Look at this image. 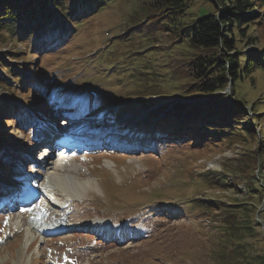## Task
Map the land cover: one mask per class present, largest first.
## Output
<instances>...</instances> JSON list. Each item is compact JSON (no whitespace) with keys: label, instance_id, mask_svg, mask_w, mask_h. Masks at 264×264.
<instances>
[{"label":"rangeland","instance_id":"1","mask_svg":"<svg viewBox=\"0 0 264 264\" xmlns=\"http://www.w3.org/2000/svg\"><path fill=\"white\" fill-rule=\"evenodd\" d=\"M149 3L105 0L101 9L69 24L64 35L39 43L26 35L17 46L0 44L2 64L11 69L8 74L6 69L0 72V140L4 141L0 152L20 149L26 155L23 150L30 147L34 125L43 115L32 107L38 99L46 115L63 105L75 106L79 119L92 128L97 111V125L135 143L127 152L73 161L76 171L70 168L68 174L97 185L82 199L67 196L53 180L56 173L62 174L55 169L59 163L55 155L43 160L38 172L46 178L42 184L53 187L59 197L73 200L72 226L86 230L49 238L23 223L22 213L8 215L0 221V264H47V248L62 249V244L73 247L72 264H215L220 259L218 239L225 232L217 207L244 203L254 206L250 218L258 226L249 233L261 240L254 246L264 257V196L259 200L251 187L254 180L264 187V156H260L264 111L258 115L260 123H252V110L264 108V69H254L252 77L238 82L235 90L229 85L224 93L245 108L253 137L240 129L229 138L222 134L225 127L221 125L192 123L199 112L192 109L184 114L181 105L201 107L210 96H193L186 41L182 42L177 29L167 27L163 12ZM186 5L185 22L215 10L211 0H186ZM254 21L258 40L243 46L253 54L264 46V15L257 12ZM10 48L13 53L8 52ZM24 65L30 70L19 73L17 67ZM20 75L30 82L12 79ZM91 88L95 96L86 92ZM245 117L235 116L232 125L240 123L245 129ZM199 124L208 129H193ZM188 125L191 131L185 129ZM229 129L228 134L235 130ZM141 146L145 149L139 150ZM2 153L4 159H13V165L21 163L16 155ZM2 168L0 164V176ZM98 230L105 232L108 242L95 237L93 231ZM241 233L246 232L236 235ZM118 236L122 242L114 239ZM231 241L239 243L235 238Z\"/></svg>","mask_w":264,"mask_h":264},{"label":"trees","instance_id":"2","mask_svg":"<svg viewBox=\"0 0 264 264\" xmlns=\"http://www.w3.org/2000/svg\"><path fill=\"white\" fill-rule=\"evenodd\" d=\"M211 1L215 8L213 14L189 22L182 20L187 8L186 0H150L149 4L156 11L163 12V17L168 21L167 27L177 29L183 39L182 42L186 41L185 44L190 53L187 66L189 78L192 81L190 87L194 92L193 96H210V100L204 102L201 107L179 104L184 106L182 110L184 114L196 109L199 114L196 115L197 118L191 120L192 123L204 121L207 127L221 125L225 127V131L222 132L220 129L216 131L228 135L229 138L239 134L240 129L245 135L253 137L254 134L251 133L250 128L252 123H260L258 115L264 111V108L256 107L252 110L251 123L249 118H246L248 115L245 108L237 101H230L229 95H224V93H226L229 81H232L230 89L235 90L234 87L238 82L247 76L252 77L254 69H264V46L259 47L258 50H260L254 54L252 51H244L243 48L244 45L250 46L258 40L254 34L253 24L257 12L264 15V0ZM104 2L105 0H0V44L9 42L17 46L18 42L23 43L19 38L22 39L26 35L29 38L33 35V40L37 43L53 36L64 35L69 24L74 25L78 18L88 16L98 7L101 9ZM58 33L60 35L57 36ZM27 49L32 50L31 47ZM37 49L33 51L34 54ZM8 50H10L9 53H13L11 48ZM24 50L28 52L25 48ZM2 63L3 60L0 58V71L6 69L5 73L8 74L11 69L3 66ZM24 68L29 69V66L25 65ZM20 78L22 80L24 76L20 75L12 79L19 80ZM1 109L0 104V111ZM205 116L212 118L206 120ZM235 116H246L244 119L247 120L248 125L245 129H243L244 126L240 127V123L232 125L231 121ZM244 119L241 118V120ZM187 122L190 123V121ZM188 127L190 126H185V129ZM207 127L198 125L194 128L208 129ZM232 127L235 130L228 134V131H232L229 128ZM222 134L215 135V137L218 138ZM260 156H264V152ZM251 187L257 190L255 196L261 200L264 196L263 185L254 180ZM217 209L223 216L221 227L225 232L218 239L220 242L219 262L215 263L214 260L213 262L215 264H264L263 255L254 246L261 240L249 233V231L254 232L250 228L258 226L253 224L250 218L254 206L249 203L231 204L230 207L218 206ZM244 230L245 234L236 235ZM231 238H235L239 243L235 245ZM226 248L231 249L223 257L222 253ZM253 252H256V256H253Z\"/></svg>","mask_w":264,"mask_h":264},{"label":"bare ground","instance_id":"3","mask_svg":"<svg viewBox=\"0 0 264 264\" xmlns=\"http://www.w3.org/2000/svg\"><path fill=\"white\" fill-rule=\"evenodd\" d=\"M135 124H137V123H135ZM140 126H141V123H140ZM2 151L7 153V155L10 156V157H12L14 155H16V156L19 155V152L17 150H12L11 149V151H10V149H5V150H2ZM66 151L67 150H65L64 148L62 150H60V153L63 154V155H61V157L59 159V163L57 164L55 169L56 170L59 169V171H61L62 174L56 173L54 175L55 178L53 180L55 181V183L57 184V186L59 187V189L62 192L68 193L67 196H71L72 195L73 197L82 199V196H86V193L88 191H91L93 189L95 190L94 186H97V185H95L96 182H90V181L80 182L74 176L68 174V171H69L70 168L73 171H76V168L74 167V162L73 161L66 159V157H67ZM44 152H47V149ZM2 163H3V161L0 159V164H2ZM47 165H48V163L45 164L44 166H47ZM50 227L51 226L46 225V224L40 226V228H42V229L43 228H50Z\"/></svg>","mask_w":264,"mask_h":264}]
</instances>
